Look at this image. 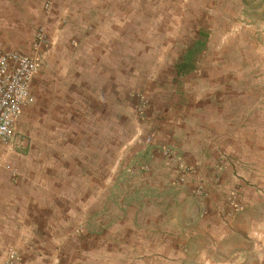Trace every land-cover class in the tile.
<instances>
[{"label":"rangeland","instance_id":"374dc122","mask_svg":"<svg viewBox=\"0 0 264 264\" xmlns=\"http://www.w3.org/2000/svg\"><path fill=\"white\" fill-rule=\"evenodd\" d=\"M122 4L124 14L170 15L173 30L187 17L188 40L173 38L169 53H125L122 68L91 70L92 86L69 84L85 70L62 67L58 86L31 93L37 117L0 143V264L10 255L14 264H264V161L245 160L243 125L255 118L252 136L264 141V0ZM11 17L0 34L11 35ZM40 33L44 25L31 45ZM202 47L200 61L211 48L234 67L198 68ZM223 73L233 95L252 97L233 113L230 155L203 91V78Z\"/></svg>","mask_w":264,"mask_h":264},{"label":"crops","instance_id":"0c3cea01","mask_svg":"<svg viewBox=\"0 0 264 264\" xmlns=\"http://www.w3.org/2000/svg\"><path fill=\"white\" fill-rule=\"evenodd\" d=\"M120 2L121 0L114 3L108 0H51L50 11L46 14L44 12V0H22L19 6L10 2L5 4L6 8H0V19L6 21L8 17L13 16L11 19L18 23L12 25L13 31L9 37L4 32L0 34V38L3 37L0 49L29 53L35 30L38 26L44 25L47 38L42 47L43 52H45L43 65L30 87L31 93H40V90L44 93L49 85L59 84V81H54V78L59 74L62 67L72 70H85L81 77L70 78L69 84L82 85L85 83L84 85L92 86V82L89 80L95 75L90 71L122 68L118 64H122L125 53L138 54L140 51L142 53H169L173 38L178 37L187 42L189 34L187 17H181L180 22L183 24L179 25L180 30H173L169 19L171 18L170 15L139 16L133 12L124 14L122 12L123 4L122 7L118 8ZM109 6L111 9L108 8ZM17 14L18 20L15 16ZM204 51L205 48L202 47L197 57L199 62L196 66L198 68L205 71H217L230 70L234 67V64L225 59L214 61L215 57H212V54L214 55L215 52L212 51L211 53V48L208 49L207 56L200 61L201 53ZM186 52L187 48L180 49L179 53ZM54 60L55 63H53ZM156 62L166 63L159 61V59ZM65 65L66 67H64ZM158 67L172 68L171 65ZM158 67L156 68L158 69ZM214 76V78H203L208 86L203 91L210 100L215 102L212 106L213 114L211 117L215 127V142L220 151L230 155L233 148L236 147L234 144L235 137L230 129L235 123L233 113L244 114V106L239 103L241 100L245 101L247 97L248 100H252V97L247 95L241 99L240 96L233 95V90H231L233 80L229 79V73ZM61 85L63 86V80H61ZM43 100L44 97L42 96L38 104H41ZM61 102L62 100L59 101V103ZM247 110H252V107L250 106ZM36 113V108H32L29 104L24 106L16 124L25 130L31 118L37 117ZM252 121H255V118L251 117L247 122L243 119V125L249 129L248 137L250 140L245 146V149L248 150L245 154V160H254L260 164V161H264V141L261 137L252 136ZM1 147L0 151L2 150ZM36 161L37 159H34L35 163ZM85 188L89 189V187Z\"/></svg>","mask_w":264,"mask_h":264},{"label":"built area","instance_id":"2783aa9c","mask_svg":"<svg viewBox=\"0 0 264 264\" xmlns=\"http://www.w3.org/2000/svg\"><path fill=\"white\" fill-rule=\"evenodd\" d=\"M45 35L40 33L29 53L0 49V143L14 133L24 106L33 101L31 84L43 65ZM13 255L4 264H14Z\"/></svg>","mask_w":264,"mask_h":264}]
</instances>
